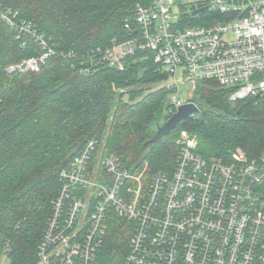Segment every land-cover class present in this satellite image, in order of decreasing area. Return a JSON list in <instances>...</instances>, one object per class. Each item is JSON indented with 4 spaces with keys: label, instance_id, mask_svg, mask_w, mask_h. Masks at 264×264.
<instances>
[{
    "label": "trees",
    "instance_id": "obj_1",
    "mask_svg": "<svg viewBox=\"0 0 264 264\" xmlns=\"http://www.w3.org/2000/svg\"><path fill=\"white\" fill-rule=\"evenodd\" d=\"M141 2L0 0V258L9 245L10 264L37 263L62 173L93 138L131 174L139 176L146 168L143 180L175 171L182 131L198 137L206 158L227 162L241 148L255 159L264 151V109L255 99L231 102V90L214 80L194 84L196 114L150 143L172 116L171 90L163 85L169 75L150 51H137L123 71L103 60L115 42L139 37L135 24L131 31L125 24L135 21ZM197 5L206 9L195 18L181 11L180 27L226 20L209 13V2ZM50 51L37 72L7 70ZM123 221L115 215L109 222L98 264H123L133 231Z\"/></svg>",
    "mask_w": 264,
    "mask_h": 264
},
{
    "label": "built area",
    "instance_id": "obj_2",
    "mask_svg": "<svg viewBox=\"0 0 264 264\" xmlns=\"http://www.w3.org/2000/svg\"><path fill=\"white\" fill-rule=\"evenodd\" d=\"M142 1L125 24L128 31L135 24L139 37L115 42L105 62L122 71L137 51L153 52L170 78V115L193 103L182 86L210 80L231 90V102L255 99L264 109V0L209 2V13L226 21L187 28L179 26L177 0ZM51 55L7 70L37 72ZM176 142L175 171L143 180L146 168L131 174L114 155L102 157L105 146L93 138L62 173L36 264H98L115 215L133 226L123 264H264V151L249 159L238 148L224 162L199 153L198 137L187 131ZM94 152L100 160L91 167ZM8 252L9 245L0 263L10 261Z\"/></svg>",
    "mask_w": 264,
    "mask_h": 264
},
{
    "label": "water",
    "instance_id": "obj_3",
    "mask_svg": "<svg viewBox=\"0 0 264 264\" xmlns=\"http://www.w3.org/2000/svg\"><path fill=\"white\" fill-rule=\"evenodd\" d=\"M206 8H196L192 11V16H197L202 13ZM198 112V107L194 103H189L181 106L175 114H173L163 125L157 128L156 135L150 140V143L154 144L164 136L170 134L174 131L177 126L183 122L189 116L196 114Z\"/></svg>",
    "mask_w": 264,
    "mask_h": 264
},
{
    "label": "rangeland",
    "instance_id": "obj_4",
    "mask_svg": "<svg viewBox=\"0 0 264 264\" xmlns=\"http://www.w3.org/2000/svg\"><path fill=\"white\" fill-rule=\"evenodd\" d=\"M213 1H215V0H177L174 12L178 13V14H180L181 11L183 13H189L192 5H197L201 2H213ZM168 82H169V80H168ZM168 82L164 83L163 85H169L170 82L169 83ZM193 91H194V85L192 83H188L186 86L181 87L182 95H184L187 98L192 95ZM168 102H169V98H168ZM104 149L105 148H102V150H101L102 151V153H101L102 157L106 154ZM99 160H100V155H98L96 158V161H95L96 166L99 164V163H97V162H99ZM97 171H98V168L95 169V172H97ZM123 222H125V221H123ZM125 225L129 226L127 223ZM0 264H10V261L7 258H4L3 262Z\"/></svg>",
    "mask_w": 264,
    "mask_h": 264
},
{
    "label": "bare ground",
    "instance_id": "obj_5",
    "mask_svg": "<svg viewBox=\"0 0 264 264\" xmlns=\"http://www.w3.org/2000/svg\"><path fill=\"white\" fill-rule=\"evenodd\" d=\"M193 6H194V5H193ZM204 6H205V5H204ZM206 6H207V5H206ZM200 7H201V6H200ZM193 8H194V7H193ZM185 14H187V13H185ZM185 14L183 13V15H185ZM210 15H211V14H210ZM217 15H218V14H217ZM185 16H186V15H185ZM187 16H188V14H187ZM219 16H220V15H219ZM219 16H218V17H219ZM221 16H222V15H221ZM224 16H225V15H224ZM8 17H9V16H8ZM8 17H7V18H8ZM193 17L195 18V16H193ZM212 17H213V16H212ZM214 17H215V16H214ZM181 18H182V17H181ZM184 18H185V17L183 16L182 21H183ZM190 18H191V17H190ZM222 18H223V17H222ZM214 19H215V18H214ZM216 19H217V18H216ZM216 19H215V20H216ZM219 19H220V18H218V20H219ZM223 19H224V18H223ZM211 20H212V19H211ZM211 20H210V21H211ZM218 20H217V21H218ZM12 21H13V20H12ZM12 21H11V22H12ZM180 21H181V19H180ZM225 21H226V20H225ZM219 22H220V21H219ZM223 22H224V20H223ZM208 23H209V21H208ZM212 23H214V22H212ZM212 23H211V24H212ZM25 24H27V23H25ZM211 24H210V25H211ZM23 25H24V23H23ZM28 25H30V24H28ZM31 26H32V25H31ZM27 27H28V26H27ZM27 27H26V28H27ZM24 28H25V27H24ZM29 30H31V29H29ZM32 31H33V30H32ZM24 32H25V31H24ZM28 34H29V33H28ZM31 35H32V34H31ZM130 35H131V34H130ZM130 35H129V36H130ZM134 35H135V34H134ZM134 37H135V36H134ZM132 38H133V37H132ZM137 38H138V37H137ZM130 39H131V38H130ZM130 39H128V40H130ZM42 41H43V40H42ZM39 43H40V42H39ZM39 45H40V44H39ZM42 45H43V44H42ZM41 52H42V50H41ZM46 52H47V51H46ZM44 53H45V51H44ZM134 56H135V55H134ZM130 58H132V57H129V59H130ZM127 61H128V60H127ZM127 61H126V62H127ZM127 63H128V62H127ZM127 63H125V64H127ZM20 64H21V63H20ZM125 66H126V65H125ZM125 68H126V67H125ZM125 68H124V69H125ZM124 69H123V70H124ZM123 70H122V71H123ZM212 81H213V80H212ZM168 83H169V82H168ZM170 92H171V91H170ZM97 139H98V138H97ZM99 140H100V139H99ZM98 142L100 143V141H98ZM102 145H103V144H102ZM99 147H100V146H99ZM101 147H102V146H101ZM101 147H100V148H101ZM86 148H87V147H86ZM84 150H85V148H84ZM81 154H82V152H81ZM76 157H78V155H77ZM73 158H74V157H73ZM92 159H93V158H92ZM73 160H74V159H73ZM70 161H71V160H70ZM70 161H69V163H70ZM94 161H95V160H94ZM94 161H93V162H94ZM66 163H67V162H66ZM97 163H98V162H97ZM95 164H96V162H95ZM70 165H71V164H70ZM67 166H68V164H67ZM71 166H72V165H71ZM64 167H65V166H64ZM67 168H69V167H65V169H67ZM159 173H160V172H159ZM60 175H61V174H60ZM61 177H62V176H61ZM61 182H62V181H61ZM61 182H60V183H61ZM61 184H62V183H61ZM60 187H62V185H61ZM59 191H60V190H59ZM0 234H1V233H0ZM1 235H2V234H1ZM2 237H3V236H1V238H2ZM2 239H4V237H3ZM2 241H3V240H2ZM2 241H1V242H2ZM2 243H3V242H2ZM6 243H7V242H6ZM9 243H10V242H9ZM4 246H5V245H4ZM10 246H11V245H10Z\"/></svg>",
    "mask_w": 264,
    "mask_h": 264
}]
</instances>
